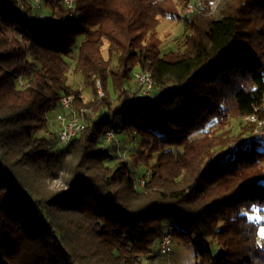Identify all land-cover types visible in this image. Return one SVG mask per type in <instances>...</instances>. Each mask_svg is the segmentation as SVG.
<instances>
[{"label": "trees", "instance_id": "trees-1", "mask_svg": "<svg viewBox=\"0 0 264 264\" xmlns=\"http://www.w3.org/2000/svg\"><path fill=\"white\" fill-rule=\"evenodd\" d=\"M216 5L75 0L70 16L63 0H0V264H143L165 228L195 264H264V0ZM167 17L182 50L162 52ZM137 71L154 85L133 101ZM65 95L68 115L91 117L56 149L37 133L58 142ZM115 126L138 145L125 160L105 139Z\"/></svg>", "mask_w": 264, "mask_h": 264}, {"label": "rangeland", "instance_id": "rangeland-1", "mask_svg": "<svg viewBox=\"0 0 264 264\" xmlns=\"http://www.w3.org/2000/svg\"><path fill=\"white\" fill-rule=\"evenodd\" d=\"M221 5V0H217V5L215 7V15L218 14V9ZM193 8V7H192ZM188 12L183 10L181 12V16L187 14ZM158 37L161 39L162 45L161 49L162 52H169V51H177L183 49V41H184V32H183V24L180 20H177L176 18H165L161 21L157 28ZM104 55H106V47L104 48ZM67 83L75 88H78L82 92V97L85 101L91 100L95 97L93 94V91L91 88L87 85V83L84 81L83 77L80 74H74L71 70L69 71L67 75ZM127 92L126 94H134L137 96L141 95V89L140 87L134 83L133 81L130 82V84L127 86ZM99 97V96H98ZM100 98V97H99ZM115 99V97H114ZM114 104H116V101H114ZM59 109H54L49 113V117L51 122L58 126V123L56 121V114L58 113ZM85 120H88L91 115L89 111H83ZM253 134L258 137H264V125L262 128H255L253 130ZM38 137H45L49 144L53 148L61 149L63 145H61L59 142L56 143L54 140H52L48 133L46 131H40L37 133ZM118 141H109V143L114 144V151L118 158L124 159L127 157V155L138 148V145L136 141L132 140V138L126 137L124 134L119 133L116 138ZM111 144L108 146L111 147ZM112 154V152H111ZM113 165V163L111 164ZM210 242V240H208ZM212 254L214 258H217L220 255L221 248L217 244V242H213L210 245ZM196 263V257H195V248L193 245L185 246L181 244L179 241H172V250L168 255H160L158 252H155V255L153 258L149 260H145L143 264H195Z\"/></svg>", "mask_w": 264, "mask_h": 264}, {"label": "built area", "instance_id": "built-area-1", "mask_svg": "<svg viewBox=\"0 0 264 264\" xmlns=\"http://www.w3.org/2000/svg\"><path fill=\"white\" fill-rule=\"evenodd\" d=\"M72 0H63L64 5L72 11ZM35 6L39 7L40 1L34 0ZM187 12H192V6H188L186 9ZM133 78H141V85H138L141 89V95L137 96L134 94H129L130 98H138L150 95L152 91V87L150 86L149 80L146 78L145 71H137L134 73ZM105 94L101 93V97H104ZM71 97L70 95L64 96V102H59L60 105V111L56 114V119H61V127L65 129V145L70 142V140L75 137V130H77V124L80 123L76 120V116L68 115L70 109H71ZM84 113V112H81ZM64 116H71V123H64ZM117 136L115 128L113 134H106L105 138H112V141L115 140V137ZM133 138H135L133 136ZM141 183H144V179L139 180V185ZM172 240V237L168 238H160L158 244H157V251L160 255H168L172 249H169V242Z\"/></svg>", "mask_w": 264, "mask_h": 264}, {"label": "bare ground", "instance_id": "bare-ground-1", "mask_svg": "<svg viewBox=\"0 0 264 264\" xmlns=\"http://www.w3.org/2000/svg\"><path fill=\"white\" fill-rule=\"evenodd\" d=\"M41 1V0H39ZM72 12L70 14V16L73 15V12L75 10V0H72ZM34 2V0H33ZM35 4V3H34ZM193 11V8H192ZM136 73V72H135ZM145 75L146 78L149 80L150 82V86L153 89V78L151 76V74L148 71H145ZM132 81L134 83H136L137 85H141V78H133ZM96 86H97V92L99 97H101V93H104L101 89L100 86V81L96 82ZM140 97L138 98H132L131 100L133 101H138ZM59 102H64V96H62L59 100ZM72 102H73V97H71V106H72ZM83 111H80L79 113H74L73 116H76V120L79 121L80 123L77 124V130H75V136L78 135L80 132H82L85 129V117H84V113H81ZM249 120L251 121H256L255 117H248ZM58 126H55L53 123H51V129L52 131L56 134L57 136V140L61 145H65V129L60 128L61 127V119H56ZM64 123H71V116H64ZM264 125V121H258V125L257 128H262V126ZM114 128L116 131V134L118 135L120 133V129L118 128V126L113 127L112 129L108 130L106 132V134H113L114 133ZM117 136L115 137L116 141ZM106 141H112V138H105ZM135 139V138H133ZM118 141H116L117 143ZM144 183H141L140 185H143ZM171 237V229L170 228H165L162 232V235L160 238H168ZM169 249H172V240L169 242ZM158 252V251H157Z\"/></svg>", "mask_w": 264, "mask_h": 264}]
</instances>
